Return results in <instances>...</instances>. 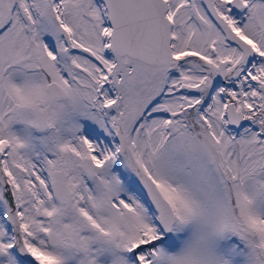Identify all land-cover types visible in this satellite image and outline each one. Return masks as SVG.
Instances as JSON below:
<instances>
[{"label": "snow or ice", "instance_id": "snow-or-ice-1", "mask_svg": "<svg viewBox=\"0 0 264 264\" xmlns=\"http://www.w3.org/2000/svg\"><path fill=\"white\" fill-rule=\"evenodd\" d=\"M0 264H264V0H0Z\"/></svg>", "mask_w": 264, "mask_h": 264}]
</instances>
